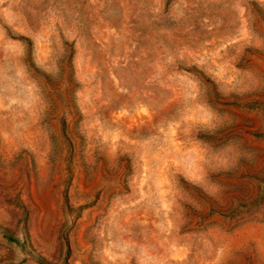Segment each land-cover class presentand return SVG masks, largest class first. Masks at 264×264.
I'll list each match as a JSON object with an SVG mask.
<instances>
[{
	"label": "rangeland",
	"instance_id": "1",
	"mask_svg": "<svg viewBox=\"0 0 264 264\" xmlns=\"http://www.w3.org/2000/svg\"><path fill=\"white\" fill-rule=\"evenodd\" d=\"M0 264H264V0H0Z\"/></svg>",
	"mask_w": 264,
	"mask_h": 264
},
{
	"label": "trees",
	"instance_id": "2",
	"mask_svg": "<svg viewBox=\"0 0 264 264\" xmlns=\"http://www.w3.org/2000/svg\"><path fill=\"white\" fill-rule=\"evenodd\" d=\"M10 240H15V241H17V238H13V237H11L10 235H6Z\"/></svg>",
	"mask_w": 264,
	"mask_h": 264
}]
</instances>
